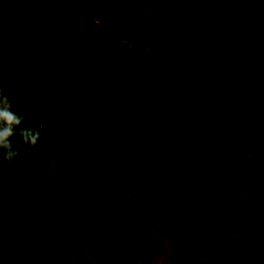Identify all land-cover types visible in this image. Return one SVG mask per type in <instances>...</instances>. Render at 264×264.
<instances>
[{
    "label": "rangeland",
    "instance_id": "rangeland-1",
    "mask_svg": "<svg viewBox=\"0 0 264 264\" xmlns=\"http://www.w3.org/2000/svg\"><path fill=\"white\" fill-rule=\"evenodd\" d=\"M157 68L166 76L161 85H174L195 128L204 132L208 113L195 108L188 76L215 88L224 117L234 112L235 122L225 126L231 143L218 149L205 140L200 146L213 151V175L227 196L261 188L264 0H0V87L23 117L20 128L40 124L48 131L65 112L74 116L126 93L153 96ZM10 140L19 153L32 147L19 135ZM185 172L186 203L166 224L148 227L145 254L127 253L132 237L112 229L91 238L87 252L106 253L103 264H239L242 244L251 264H264V231L248 236L231 228L222 246L213 244L216 234L198 191L200 166Z\"/></svg>",
    "mask_w": 264,
    "mask_h": 264
},
{
    "label": "trees",
    "instance_id": "trees-1",
    "mask_svg": "<svg viewBox=\"0 0 264 264\" xmlns=\"http://www.w3.org/2000/svg\"><path fill=\"white\" fill-rule=\"evenodd\" d=\"M153 71V96L126 93L74 116L65 112L37 146L0 162V264H103L106 253L87 252L102 229L126 233L132 237L127 253L145 254L148 227L166 224L186 203L185 170L196 166L213 244L222 246L231 228L248 236L264 231V181L227 196L213 175V151L200 148L205 140L218 149L231 143L225 126L235 122L234 112L224 117L215 88L188 76L195 108L208 113L204 132L195 128L174 85H161L163 70ZM126 189L134 192L127 196ZM236 256L239 264H251L242 244Z\"/></svg>",
    "mask_w": 264,
    "mask_h": 264
},
{
    "label": "clouds",
    "instance_id": "clouds-1",
    "mask_svg": "<svg viewBox=\"0 0 264 264\" xmlns=\"http://www.w3.org/2000/svg\"><path fill=\"white\" fill-rule=\"evenodd\" d=\"M2 93L3 88L0 87V162L10 163L19 155V152L13 149L10 138L19 135L25 144L35 147L40 143L43 125L29 124L20 128L23 117L11 110L7 97L2 96Z\"/></svg>",
    "mask_w": 264,
    "mask_h": 264
}]
</instances>
